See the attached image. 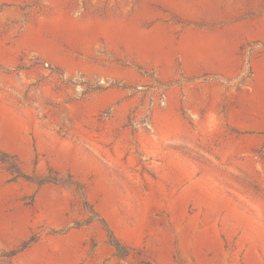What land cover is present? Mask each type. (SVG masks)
Masks as SVG:
<instances>
[{
	"label": "rangeland",
	"instance_id": "rangeland-1",
	"mask_svg": "<svg viewBox=\"0 0 264 264\" xmlns=\"http://www.w3.org/2000/svg\"><path fill=\"white\" fill-rule=\"evenodd\" d=\"M0 264H264V0H0Z\"/></svg>",
	"mask_w": 264,
	"mask_h": 264
},
{
	"label": "trees",
	"instance_id": "trees-1",
	"mask_svg": "<svg viewBox=\"0 0 264 264\" xmlns=\"http://www.w3.org/2000/svg\"><path fill=\"white\" fill-rule=\"evenodd\" d=\"M110 244L120 253L123 251V247L119 244V242L112 236L109 238Z\"/></svg>",
	"mask_w": 264,
	"mask_h": 264
}]
</instances>
